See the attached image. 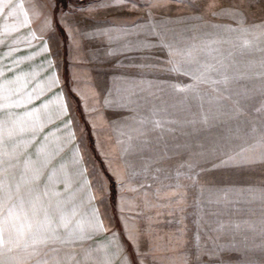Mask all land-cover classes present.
Listing matches in <instances>:
<instances>
[{"label":"rangeland","instance_id":"1","mask_svg":"<svg viewBox=\"0 0 264 264\" xmlns=\"http://www.w3.org/2000/svg\"><path fill=\"white\" fill-rule=\"evenodd\" d=\"M23 2L30 25L15 26L17 17H9L7 10L0 13L4 72L0 81L24 73L10 86L27 81L25 91L43 87L44 93L10 111L23 112L49 101L39 113L41 119L53 117L45 126L52 133L49 146L54 147L57 138L67 139L68 131L74 132L75 140L63 158L71 165L78 148L88 168L85 175L93 181L97 197L93 203L108 230L61 245L60 255L76 253V259L82 260L85 250L92 249L87 264H103L105 254L115 251L112 233L131 253L127 222L138 232L140 251L146 254L144 264H219L221 257L226 264L264 260V164L221 163L241 149L257 161L264 151L257 143L264 135V34L239 38L216 27L230 23L228 18L212 15L219 6L238 4L245 9L248 23H259L264 19L259 0H251V8L249 0H169L168 7L153 8L151 14L146 7L150 0ZM46 16L52 20L48 28ZM193 43L205 49L201 61L222 59L227 84L214 87L203 82L206 75L194 81L186 73L190 68L195 72L196 65L189 64L187 57H175L181 70H173L167 45L186 50ZM53 74L58 77L54 86L48 83ZM129 91L136 94L135 103L117 106L128 99ZM106 98L112 102L106 104ZM60 100L66 111L56 119ZM8 111L0 109V118H7ZM142 118L149 122L142 123ZM153 118L162 126H154ZM69 120L71 125L66 126ZM130 135L134 144L142 143L146 135L150 148L125 152ZM110 165L125 177L123 189ZM98 171L110 179L103 203L95 183ZM213 240L232 243L238 251L219 252ZM113 264H121V258Z\"/></svg>","mask_w":264,"mask_h":264},{"label":"snow or ice","instance_id":"2","mask_svg":"<svg viewBox=\"0 0 264 264\" xmlns=\"http://www.w3.org/2000/svg\"><path fill=\"white\" fill-rule=\"evenodd\" d=\"M168 2L169 0H150L146 7L151 14L153 8L168 7ZM259 4L261 10L264 11V0H259ZM252 6L251 0H249L248 7ZM209 7L217 6L210 5ZM6 10L9 17H17L13 21L15 26L31 24L23 0H19L18 3H13L12 0H0V13ZM19 13H23L22 20L19 18ZM34 15L39 16L40 12L35 11ZM212 15L228 18L230 23L217 24L216 27L224 29L229 34L236 33L239 38L250 33L264 34V19H261L259 23H248L245 9L238 4L219 6L218 11L213 12ZM51 26L52 20L46 16L44 27ZM71 32L72 29L69 28V33L71 34ZM244 43L247 44L249 41L245 39ZM167 47L170 58L173 60V70H181V64L174 59L175 57H187L189 64L195 63L196 65L195 72L190 68L186 73L193 76L194 81H200L206 75L207 79L203 82L214 87L220 83H228L229 77L222 59L220 62L212 63L199 59L200 52L205 51L201 45L193 43L186 50L175 49L171 44ZM207 51L215 52L217 50ZM52 63L49 61V64ZM13 66L15 67V63ZM3 75L4 72L0 69V77ZM24 75L26 74L18 73L12 79L0 81V109L9 110L7 118H0V264H87L92 249H86L83 259L78 260L76 253L62 257L60 246L90 239L93 234L99 231H108L104 226L99 207L93 203L97 199L92 190L93 181L85 175L88 173V168L84 165L83 156L78 148L73 152L71 165L68 160L63 158L64 151L75 140L74 132L68 131L67 139L61 141L57 138L55 146H49V138L52 133L46 131L45 126L52 122L53 117L49 115L47 119H41L39 116L41 108L46 109L49 101H45L39 107L26 108L23 112L10 111L14 107L29 105L37 96H42L44 93L43 87L25 91L27 81L16 88L10 86L16 81L22 80ZM57 82L58 77L55 74L48 81L52 86ZM184 87L190 88L193 85ZM135 95L134 92L129 91L128 99L123 101L121 98L122 102L117 106L126 107L134 104L133 97ZM109 97H111V90ZM56 98L59 100V95ZM111 102L110 98L105 99L106 104ZM65 111L66 105L63 100H60V107L55 118L59 119L65 114ZM141 122L149 121L147 118H142ZM150 122L156 127L162 126L159 119L153 118ZM70 125L71 121L69 120L66 126ZM95 126L94 123L93 127L95 128ZM25 135L26 138L18 139ZM41 137L43 139H40ZM127 139L128 145L124 148L125 152L129 149L144 151L150 148V141L146 135L140 144L132 143L134 137L131 135ZM257 143L264 148V135ZM33 146L34 152L32 151ZM243 152L244 149H241L240 154L226 156L221 163L252 165L259 162L264 164V151L259 155L258 161L248 158L242 154ZM70 167L74 170H70ZM188 167L191 169L194 166L189 165ZM157 170L159 171V169ZM109 171L113 173L116 182L123 189L125 177L111 165ZM177 175L179 176L181 173L178 172ZM184 175H188V173H184ZM95 183L99 186L102 194L99 203H103V196L108 191L110 179L98 171ZM61 184H63L62 188L59 187ZM82 193H86V197L82 196ZM121 209H123V204H121ZM125 233L132 243V252L128 253L123 244L116 240L118 234L112 233L115 251L105 254L103 264H113L116 257L121 258V264H144L146 254L140 251L138 232L125 222ZM195 239L199 250L201 241L199 234ZM100 246L107 247L104 244ZM212 246L219 252L238 251L232 243L218 244L213 240ZM14 249L19 251H14ZM209 254L215 255L216 253L210 252ZM219 264H226L222 257L219 259ZM242 264H257V262L244 260ZM259 264H264V260H261Z\"/></svg>","mask_w":264,"mask_h":264}]
</instances>
